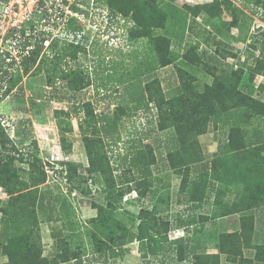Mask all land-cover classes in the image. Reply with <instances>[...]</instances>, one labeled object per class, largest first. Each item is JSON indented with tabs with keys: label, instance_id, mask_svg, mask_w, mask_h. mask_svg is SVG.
Masks as SVG:
<instances>
[{
	"label": "rangeland",
	"instance_id": "374dc122",
	"mask_svg": "<svg viewBox=\"0 0 264 264\" xmlns=\"http://www.w3.org/2000/svg\"><path fill=\"white\" fill-rule=\"evenodd\" d=\"M45 1L51 15L40 20L35 18L42 9L39 0H21L22 11H33L29 20L36 19V30L27 32L37 37L44 30L49 33L42 46L37 43L33 47L41 50L34 65L27 69L23 36L13 35V30L0 41V62L4 58L7 62L0 68V76L6 70L9 73L3 80L0 77V93L10 88L0 102V127L7 132L10 151L26 158L15 161L23 181L15 193L13 184L0 186V206L10 198L8 190L14 195L35 188L44 192L45 205L38 209L44 256L53 259L66 240L82 260L59 264H189L179 261L173 251L153 255L140 248L137 236L142 210L154 205V220L161 230L168 229L169 241L190 238V247L197 253H219L221 264H264L256 249L264 244V180L260 174L264 170V109L262 113L251 110L250 118L238 113L217 125L209 123L207 131L197 136L203 160L190 165L180 161L183 152L177 151V126L163 129L154 103L148 109L143 100L134 101L147 78L158 76L166 96H174L184 81L193 90L203 91L207 85L215 86L216 75L220 80L227 75L224 83L238 81L241 90L264 102V0H174L188 15L185 31L172 39L169 49L175 51V61L167 66L156 61L148 37L129 36L145 11L153 14L151 1ZM74 24L76 32L70 28ZM157 32L151 30L152 35ZM133 33L137 34L136 29ZM55 54L59 55L56 62L66 56L62 67L81 72V90L73 91L68 80L61 79L65 73L52 61ZM11 56L16 58L14 65L8 64ZM17 73L21 79L10 82ZM87 101L98 116L91 124L83 120L86 112L75 108ZM136 103L141 107L135 109ZM225 103L227 108L233 105V101ZM119 105L126 108L122 115H117L121 113ZM57 110L71 115L58 117ZM105 116L110 118L106 122ZM95 128L101 131L111 159L117 190L125 191L123 197L115 194L116 200L109 195L103 175L89 167L84 136H93ZM231 130L239 134L245 148H231L235 151L217 162L218 200L214 192L198 207L177 203L183 177L190 186L208 180L203 165H213L218 145L228 142ZM13 146L16 149L12 151ZM0 152L5 153L1 141ZM171 152L176 153L171 156ZM34 156L41 162H33ZM65 162L77 168L70 180ZM147 185L150 187L144 191ZM249 190L257 197V206L233 213L239 209L234 204L245 205L240 199ZM102 207V214L107 216L112 210L123 222L122 228H127L115 233L117 244L111 245L113 235L107 229V219H100ZM227 215L230 217L224 219ZM3 218L0 210V264H8L1 234ZM222 240L231 247L232 259L221 252ZM107 245L114 250L103 256L100 250Z\"/></svg>",
	"mask_w": 264,
	"mask_h": 264
},
{
	"label": "trees",
	"instance_id": "16d2710c",
	"mask_svg": "<svg viewBox=\"0 0 264 264\" xmlns=\"http://www.w3.org/2000/svg\"><path fill=\"white\" fill-rule=\"evenodd\" d=\"M149 1H151L153 5V14H146L144 8L145 12L143 18L138 20L135 26L130 28L129 36L131 39L133 37L139 36L148 37L149 46L155 54V58L158 59L156 61L161 66H167L174 63L175 61L176 53L174 50H170L169 47L172 44V39L174 37L179 38L180 35L185 31V23L188 12L184 8L174 4V0ZM39 2L41 3L42 9L41 13L35 18L40 20L49 18L51 15L49 12L50 8L46 6V1L39 0ZM35 18L25 22L20 29V36H23L24 38L22 43L23 50L28 51V54L25 55L24 58L25 60L27 59V69L30 68V64L34 65V63H36L41 52L40 47H38V49H34L33 47L35 45L37 46V43L39 46H42L43 42L48 37H46V34H49L46 30H44L43 32H40V36L37 37L36 35L34 36V34L27 32L29 29L32 31V33L36 30L34 21ZM71 21H74V18H71ZM70 28L71 31H77V25L75 24L71 25ZM134 29H136L137 32L135 35L133 33ZM152 29H155L156 32L164 30L165 33L157 32L155 35H152ZM187 52L188 51L185 53ZM7 55H10V53L7 52ZM73 56L74 58L76 57V55ZM58 57L59 55L55 54L52 61L56 62ZM9 58L11 61L8 62V64L14 65L16 63V58L13 56ZM65 58L66 56H62L61 59L56 62L58 65H60L61 69L65 73V76L61 77V79L65 81L68 80V85L73 91L76 92L81 90L83 88L81 86L83 83L81 80L83 78H79V74L81 72L78 71V68L67 69L62 67V60ZM5 59L6 58L1 60L0 68L5 65ZM44 60L46 61V58H44ZM236 73L237 72L235 71L233 76L234 78ZM72 74H75L76 77L73 78ZM8 75L9 73L6 70L0 76L2 78L1 80H3L4 76ZM226 76L227 75H224L222 80H220L219 75H216L215 86L207 85L206 89L203 91L193 90L190 87V83L188 81H184L180 92L174 96H166L158 76L152 80L147 78L146 84H143L142 89L139 90L140 95L137 98H134V101L138 103L143 100V104L148 109H150V104L154 103L157 106L159 109V115L161 117L160 124L163 129L172 125L177 126L176 134L178 135L177 143L179 145L177 151L180 152V150H182L183 154H181L180 161H182V163L184 162V164H196L203 160L201 158V148L197 136L204 134L207 131L209 123L217 125L220 121L229 120L233 116H239V114H241V116L244 118H250L252 115L251 110L253 109L258 111L260 110V113L263 112L264 102H261L260 99H255L252 95L241 90L237 86L238 81H232L230 84L224 83L223 80ZM18 79H21L20 74H12V76L9 78V81L16 83L18 82ZM69 79L71 81H69ZM9 91L10 88L8 87V90L0 93V102L5 98V96L9 94ZM226 101H233L232 107L227 108L225 106ZM260 104L263 106L262 108ZM140 107L141 104L137 103L134 106L135 109ZM75 108L76 110L83 109L84 112H86L83 120H85L88 124H91L93 121H97L98 116L95 113L90 101L83 102L81 105L76 106ZM118 109L121 110V113L118 112L117 115H122V111L125 113L126 108L124 106L119 105L117 110ZM62 113L71 115L69 111L57 110L58 117H60ZM102 119H104L106 122L107 119L110 118L109 116H105ZM182 119L183 122H180ZM59 124L61 125V123ZM181 124H183V127ZM95 129L96 132L93 133V136L90 134H86L84 136L87 155L89 157V167L92 171L99 172L101 175H103L109 195H111V197L116 200L117 198L115 197V194L119 197H123L125 191L117 190V180L113 173L114 171L111 166V159L108 155V151L105 149L104 143L102 142L103 140L101 137V131L97 130V128ZM105 129L107 131V126ZM240 131L242 130H239L238 133H240ZM238 136L239 134L237 135L234 130H231L228 142L223 145H218V157L213 161V165L211 167H209L208 164L203 165L204 171L207 173L208 178L206 182L203 181L201 184L195 183L194 186H190L187 177H183L181 189L177 197V203L190 204L191 208L198 207V205H200L205 198L210 197L211 193L214 192L216 193L215 201L218 200L219 189L216 188V181L218 179L216 165L219 160L220 162L225 160V157L227 156L226 153L235 151L231 150V148H235L236 146L239 147V149L245 148V142L239 139ZM8 140L9 138L5 128L0 127V141L3 145V149L5 150L4 154L0 152V186L5 188L8 186V184H13L14 192L17 185L23 182L21 180L19 168L15 166V161L17 159L24 161L26 158L20 155L16 156L15 153L13 154V150L16 148L13 146V152H11L7 146ZM237 147L235 149H237ZM174 153L176 152H171L170 155L172 156ZM34 161L41 162V159L37 156H34L33 162ZM65 163L67 165L65 169L67 173L66 177L70 180L77 171V168L72 162ZM172 165L175 168L178 167V165H176L173 161ZM211 170L213 171L212 174ZM5 173L8 175V178L5 177ZM261 173H263L262 180H264V170H261L260 174ZM34 175L35 172L32 174V177H35ZM149 187L150 186L147 185L144 191H147ZM116 191H118V193H116ZM8 192L11 194L10 198L0 206V210L3 212L5 217L3 218V231L1 234L4 236L3 251L9 258L8 264H59L69 260L82 261L80 259L81 257L78 256L79 253L72 252V250L69 249L70 247L68 246L66 240L63 242V248L61 251L56 253L53 259H51L49 256H44L42 236L39 228L40 216L38 214V209L41 208L42 210L45 205L44 192L40 191L39 188L24 192L18 191L17 195H14L10 190H8ZM253 194L254 192L250 190L247 192V194H244V197L240 199L245 204L243 206L244 208L240 207L239 204H234L235 207H239V209L233 211V213L256 207L257 197H255ZM64 202L65 204L63 207L65 208L67 205V200ZM109 204L112 206L111 202ZM102 210L103 207L101 208L100 219L105 221L107 219V229H109L110 234L113 235V238L111 239V245L117 244L118 238H116L115 233L118 232V230L122 231L127 228H122L121 225L123 222L114 216V212L112 210H110V213L107 212V216L104 212L102 214ZM156 213V205H154L151 210H142L141 222L138 227L139 232L137 236L138 240L141 242L140 248L142 250H147L153 255L158 254L161 251H173L177 253V259L179 261H189V264H221L219 253H197L190 247V238H181L174 242L169 241L167 236L168 229L165 228V231L161 230V225H159L157 220H154ZM104 224H106V222ZM111 245H107V247L100 250V254L106 256L107 253H111L110 251L114 250V247ZM256 249L257 255L260 257L259 259L264 261V244H259ZM229 250H232L231 247L227 245L225 240H222L221 252L229 254L230 259H232V253Z\"/></svg>",
	"mask_w": 264,
	"mask_h": 264
},
{
	"label": "built area",
	"instance_id": "2783aa9c",
	"mask_svg": "<svg viewBox=\"0 0 264 264\" xmlns=\"http://www.w3.org/2000/svg\"><path fill=\"white\" fill-rule=\"evenodd\" d=\"M18 3V5H16ZM21 0H9V1H0V41L4 40V37L10 36V32L14 30L13 35L20 34V29L23 24L30 19V13H33L32 10L27 12L22 11ZM0 42V47H1ZM3 51V49H1ZM10 59V58H8Z\"/></svg>",
	"mask_w": 264,
	"mask_h": 264
},
{
	"label": "crops",
	"instance_id": "0c3cea01",
	"mask_svg": "<svg viewBox=\"0 0 264 264\" xmlns=\"http://www.w3.org/2000/svg\"><path fill=\"white\" fill-rule=\"evenodd\" d=\"M230 216L229 215H227L224 219H228ZM219 218V217H218ZM223 218V217H222ZM255 223V222H254Z\"/></svg>",
	"mask_w": 264,
	"mask_h": 264
}]
</instances>
